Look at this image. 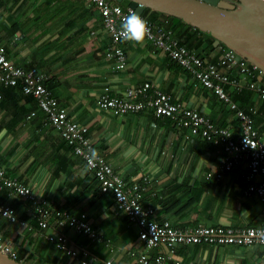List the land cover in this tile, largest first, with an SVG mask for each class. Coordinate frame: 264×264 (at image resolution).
I'll return each mask as SVG.
<instances>
[{"label": "crops", "instance_id": "0c3cea01", "mask_svg": "<svg viewBox=\"0 0 264 264\" xmlns=\"http://www.w3.org/2000/svg\"><path fill=\"white\" fill-rule=\"evenodd\" d=\"M153 11L148 13L157 15V21L169 23L166 15ZM109 43L94 3L0 0V45L8 57L47 75L46 84L67 107L69 116L88 126L97 149L130 183L147 176L143 201L156 207L157 219L182 226L264 225L261 201L243 192V169L235 168L221 180L205 177L208 170L217 168L221 145L199 135L187 139L169 117H157L151 109L117 115L99 108L96 99L106 85L110 93L118 94L150 81L217 124L237 130L235 111L148 38L142 44L121 41L127 54L124 69L116 68V60L105 55ZM214 46L209 49L204 42L199 51L218 62L221 45ZM234 73L239 77L237 70ZM226 90L242 108L248 107L264 141V100L248 87L226 84ZM0 166L45 196L52 208L87 213L101 239L93 241L54 219L47 229L40 228L31 202L0 187V203L12 206L27 221L21 224L0 214V234L14 245L25 264H80L77 257L46 238V233L56 231L65 233L70 245L80 251L88 250L92 264H107L108 258L115 264H137L131 251L158 252L146 248L138 228L116 207L113 196L92 182V172L60 131L45 122L35 98L20 86L1 83ZM177 256L181 264H264V245H179Z\"/></svg>", "mask_w": 264, "mask_h": 264}, {"label": "built area", "instance_id": "2783aa9c", "mask_svg": "<svg viewBox=\"0 0 264 264\" xmlns=\"http://www.w3.org/2000/svg\"><path fill=\"white\" fill-rule=\"evenodd\" d=\"M94 3L100 10L103 24L110 43L105 48V55L116 60V68L124 69L127 54L121 45L120 28L122 18L135 10L130 4L123 5L117 0H86ZM141 16L150 27L147 37L169 58L186 69L194 79L211 88L230 109L235 111L239 128L222 126L195 108L174 99L173 95L145 81L137 86H130L118 94L110 93L106 85L96 99V104L113 114L124 115L151 109L157 117H170L176 128L182 130L187 139L202 136L221 145L217 168L208 170L207 179L221 180L235 168L243 169L244 188L247 196H256L262 204L264 213V141L261 139L252 113L242 108L226 90V84L242 89L248 87L255 91L259 99L264 100V72L255 64L237 54L233 49L221 45L218 62H214L195 49L181 43L172 28L166 24ZM233 70L232 73L223 70ZM235 70L239 73L237 77ZM47 75L37 67H22L15 64L7 55L5 46L0 45V83L19 85L31 94L45 114V122L60 131L62 137L72 146L89 170L98 180L99 189L113 196L116 207L123 211L139 230V239L147 249L157 248L150 254L145 251H131L130 255L137 264H181L177 256L179 245H264V225L224 226V225H189L182 226L169 219L155 217L156 207L144 203L143 193L147 189V176L140 181L129 182L117 171L113 164L102 154L89 135L87 125L79 123L69 116L67 107L61 104L50 87L46 84ZM35 112H32L34 115ZM93 150L95 155H93ZM0 187L10 193L30 201L32 215L42 229L52 225L53 219L60 225H68L93 241H101L97 229L87 213L74 214L69 210L52 208L48 199L35 192L18 176H10L0 166ZM0 214L10 221L26 224L17 211L10 205L0 203ZM46 238L57 248L79 259L80 264H92L88 259L89 251H80L70 245L69 238L61 231L46 233ZM0 250L12 258L20 259L18 250L0 234ZM82 256L79 257V254ZM107 264H115L112 258Z\"/></svg>", "mask_w": 264, "mask_h": 264}, {"label": "water", "instance_id": "95a60500", "mask_svg": "<svg viewBox=\"0 0 264 264\" xmlns=\"http://www.w3.org/2000/svg\"><path fill=\"white\" fill-rule=\"evenodd\" d=\"M122 2L123 0H117ZM141 15L147 8L181 18L209 32L264 72V0H129ZM0 264H25L0 250Z\"/></svg>", "mask_w": 264, "mask_h": 264}, {"label": "trees", "instance_id": "16d2710c", "mask_svg": "<svg viewBox=\"0 0 264 264\" xmlns=\"http://www.w3.org/2000/svg\"><path fill=\"white\" fill-rule=\"evenodd\" d=\"M150 10H151L150 8H147L142 13V15H147L151 20H153L155 22H158V23H162V22L157 21V15H153L151 12H150V14L148 13V11H150ZM153 13L166 15L168 17V20H169L168 21L169 23H166V25L168 27H170V28L173 29V31L175 32V34L178 35L181 43L186 44L188 47L195 49L201 55H202V53L199 50H200V46L204 42H206L207 48H209V49L210 48L213 49L215 47L214 46V37L211 35V33L202 31V30L198 29L197 27H194V26H192V25L184 22L181 18H179L177 16L170 15V14H166V13H163V12H160V11H153ZM162 24H165V23H162ZM182 26H185V28L183 29ZM204 39L206 41H204ZM6 86H14V85H6ZM15 86H19V85H15ZM234 97L236 98L237 95L234 96ZM246 109H248V107H245V110ZM92 174H93V180H92V182L93 183H97L98 180H97L96 176L94 175L93 172H92ZM192 198H193V196H191L190 199H188V200H191ZM36 224H37V226H39L38 225V221H36Z\"/></svg>", "mask_w": 264, "mask_h": 264}, {"label": "clouds", "instance_id": "9594fccd", "mask_svg": "<svg viewBox=\"0 0 264 264\" xmlns=\"http://www.w3.org/2000/svg\"><path fill=\"white\" fill-rule=\"evenodd\" d=\"M149 34L150 27L147 21L137 11L131 10L122 18L119 35L125 42L142 44ZM93 155H95L94 150Z\"/></svg>", "mask_w": 264, "mask_h": 264}, {"label": "bare ground", "instance_id": "6f19581e", "mask_svg": "<svg viewBox=\"0 0 264 264\" xmlns=\"http://www.w3.org/2000/svg\"><path fill=\"white\" fill-rule=\"evenodd\" d=\"M15 86V85H14ZM141 112V111H140ZM30 202V201H29ZM119 213V212H118ZM159 218V217H158ZM161 219V218H160ZM31 221V220H30ZM131 225V224H130ZM222 225V224H221ZM67 226V225H66ZM106 237V236H105ZM118 243V242H117ZM181 247V246H180ZM101 254V253H100Z\"/></svg>", "mask_w": 264, "mask_h": 264}]
</instances>
